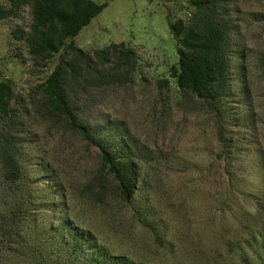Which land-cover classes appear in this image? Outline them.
Here are the masks:
<instances>
[{
  "label": "rangeland",
  "instance_id": "1",
  "mask_svg": "<svg viewBox=\"0 0 264 264\" xmlns=\"http://www.w3.org/2000/svg\"><path fill=\"white\" fill-rule=\"evenodd\" d=\"M97 1L106 6L74 40L88 50L121 41L137 50V82L104 104L162 162L148 178V200L142 190L133 202L110 190L99 202L86 188L101 171L96 148L73 135L43 134L67 184L72 219L114 252L149 264H243L235 252L239 240L264 224V197H256L264 190V77L257 61L264 54V0H231L245 69L234 68L239 101L232 108L238 119L227 122L169 97L161 83L173 81L169 68L178 62L169 19L187 15V0ZM31 20L29 7L0 19V79L11 80L17 96H27L54 67L33 66L21 39ZM149 204L152 225L139 213Z\"/></svg>",
  "mask_w": 264,
  "mask_h": 264
},
{
  "label": "trees",
  "instance_id": "2",
  "mask_svg": "<svg viewBox=\"0 0 264 264\" xmlns=\"http://www.w3.org/2000/svg\"><path fill=\"white\" fill-rule=\"evenodd\" d=\"M187 2L185 17L169 19L178 62L169 68L173 81L161 83L179 102L217 113L224 122L238 119L234 68L245 69V63L236 49L235 7L231 0ZM105 6L97 0L0 4V19L30 8L32 20L21 39L33 66L54 62L27 96H17L12 81L0 79V264H149L114 252L72 219L67 184L41 141L43 134L73 135L96 148L101 171L86 188L99 202L110 190L125 202L140 190L149 199L148 178L158 173L162 156L133 138L104 104L137 82L139 53L124 41L88 50L74 40ZM257 61L264 77V54ZM256 197H264V190ZM150 205L139 213L152 225ZM235 252L243 264H264V224L239 240Z\"/></svg>",
  "mask_w": 264,
  "mask_h": 264
}]
</instances>
